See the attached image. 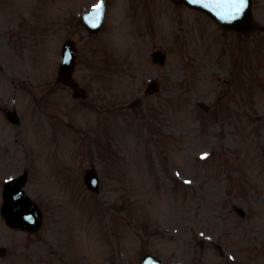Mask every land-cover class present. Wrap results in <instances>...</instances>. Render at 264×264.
<instances>
[{
	"label": "rangeland",
	"instance_id": "obj_1",
	"mask_svg": "<svg viewBox=\"0 0 264 264\" xmlns=\"http://www.w3.org/2000/svg\"><path fill=\"white\" fill-rule=\"evenodd\" d=\"M97 1L0 0V107L16 96L24 125L22 141L28 145L23 156L29 158L25 188L44 213L36 235L13 233V240L34 243V256L42 254L43 264H138L145 253L168 264H231V258L234 264H264V167L260 156L264 119L253 118L264 113V104L259 111H247L251 100L249 103L246 94L233 98L238 101L234 108L228 100L223 114L234 117L237 130L229 136L221 129L210 138L213 148L225 152L218 157L216 174L227 173L232 178L230 198L215 204L195 194V189H182L179 183H168L169 189H177L168 195L164 151L170 152L172 169L178 168L177 174L188 180L201 168L199 162L191 161L196 150L187 146L195 138L193 134L187 137V148L180 150L174 142L167 149L163 138L168 126L177 131L192 121L174 97L182 91L177 84L183 76L180 69L185 68L183 64L196 63L203 50L208 56L215 45L223 50L222 38L200 14L168 0H106L103 29L87 40L77 20ZM260 3L254 13L264 26V0ZM8 37H12L10 48ZM65 38L79 45L76 74L90 85L89 99H100V112L95 113L93 107L83 109L65 93L59 100L62 115L55 116L52 110L51 102L59 99L52 92L57 49ZM227 42L229 48L237 49L233 40ZM203 45L207 48L201 49ZM251 46L254 53L264 54V36L252 38ZM154 49L166 53L165 67L152 64ZM99 57L107 60L103 70L98 67ZM222 59L228 62L226 55ZM219 68L229 69L227 65ZM152 79H158L161 92L146 97L144 87ZM205 84L195 81L194 86ZM41 104L42 116L37 108ZM236 105L251 116L242 125L249 127V133L238 127L241 118ZM65 108L68 112L63 113ZM68 122L70 127L65 126ZM12 125L2 129L0 122V142L9 137L13 142L17 128ZM58 131L63 136L57 151L50 145L49 134ZM90 166L100 175L98 195L89 193L81 179ZM250 200L249 218L243 220L231 210V203L249 206ZM209 206L215 209L208 210ZM22 261L18 264H26Z\"/></svg>",
	"mask_w": 264,
	"mask_h": 264
},
{
	"label": "water",
	"instance_id": "obj_2",
	"mask_svg": "<svg viewBox=\"0 0 264 264\" xmlns=\"http://www.w3.org/2000/svg\"><path fill=\"white\" fill-rule=\"evenodd\" d=\"M174 3H185L186 5L190 6V7H193L195 9H200V11H204L205 9H203L204 7H210L213 5V0H172ZM66 56H70L68 54H65ZM64 65L66 66L64 68L65 71H69L70 70V64L68 65L67 63H64ZM93 180H90V184H88L90 187H94V183L91 182ZM24 211H27L28 212V209L26 207H22V209L20 210V213H23ZM18 222L25 226V227H28L29 229H32L31 228V225H32V219H25L23 217H21V219H18Z\"/></svg>",
	"mask_w": 264,
	"mask_h": 264
},
{
	"label": "snow or ice",
	"instance_id": "obj_3",
	"mask_svg": "<svg viewBox=\"0 0 264 264\" xmlns=\"http://www.w3.org/2000/svg\"><path fill=\"white\" fill-rule=\"evenodd\" d=\"M246 6H247V0H232L233 15L230 16L229 18L230 19L237 18ZM101 7H102L101 4L96 5L97 10H99Z\"/></svg>",
	"mask_w": 264,
	"mask_h": 264
}]
</instances>
